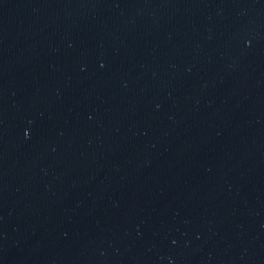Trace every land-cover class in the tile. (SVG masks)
I'll use <instances>...</instances> for the list:
<instances>
[{
  "label": "water",
  "instance_id": "water-1",
  "mask_svg": "<svg viewBox=\"0 0 264 264\" xmlns=\"http://www.w3.org/2000/svg\"><path fill=\"white\" fill-rule=\"evenodd\" d=\"M0 264H264V0H0Z\"/></svg>",
  "mask_w": 264,
  "mask_h": 264
}]
</instances>
